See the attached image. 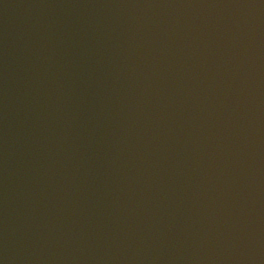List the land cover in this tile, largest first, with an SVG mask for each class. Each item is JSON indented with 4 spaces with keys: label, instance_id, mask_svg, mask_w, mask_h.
Returning <instances> with one entry per match:
<instances>
[{
    "label": "water",
    "instance_id": "obj_1",
    "mask_svg": "<svg viewBox=\"0 0 264 264\" xmlns=\"http://www.w3.org/2000/svg\"><path fill=\"white\" fill-rule=\"evenodd\" d=\"M0 264H264L257 0H0Z\"/></svg>",
    "mask_w": 264,
    "mask_h": 264
}]
</instances>
